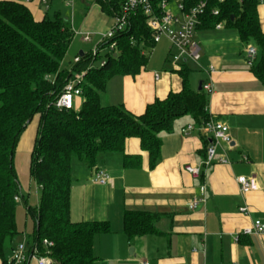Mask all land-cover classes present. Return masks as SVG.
Here are the masks:
<instances>
[{
  "label": "crops",
  "instance_id": "1",
  "mask_svg": "<svg viewBox=\"0 0 264 264\" xmlns=\"http://www.w3.org/2000/svg\"><path fill=\"white\" fill-rule=\"evenodd\" d=\"M15 1L24 4L36 21L47 17L54 2ZM58 2L71 15L85 11L94 18V26L107 30L113 24V17L102 11L99 1ZM257 18L264 32L262 3L257 7ZM194 41L200 49V60L197 64L185 62L188 79L196 91L199 84L210 79L213 93L208 96L207 113L209 119L228 128L231 142L226 157L230 164H214L201 171L198 179L183 170L187 164L201 165L208 145L202 131L181 133L187 126L196 127L189 116L175 120L170 132L159 134L160 156L152 169L148 154L136 138L126 140L123 153L98 159L95 169L110 176L104 186L92 183L94 169L72 162L70 221L107 222L110 226L109 233L94 238L93 264H264V236L241 234L254 221L264 224V87L246 65L245 48L249 44L241 42L235 30L224 26L219 30L197 28ZM167 52L168 46L163 48L161 70L146 66L134 77L117 76L108 82L100 100L105 97V106L123 105L138 116L148 104L180 92L182 79L167 63ZM80 105L81 99H76L75 106ZM38 123L35 116L19 138L14 155L21 193L28 194L32 187L35 192L40 190L29 172ZM124 157H135L138 162L125 166ZM240 176L254 178L258 189L241 195L235 181ZM200 184L206 186V202L190 211L188 203L199 195ZM242 206L248 208L247 215L238 212ZM126 211L155 214L158 233L129 240L122 227ZM237 234L240 236L235 242ZM19 244L23 243L11 245L7 251L10 256Z\"/></svg>",
  "mask_w": 264,
  "mask_h": 264
},
{
  "label": "trees",
  "instance_id": "2",
  "mask_svg": "<svg viewBox=\"0 0 264 264\" xmlns=\"http://www.w3.org/2000/svg\"><path fill=\"white\" fill-rule=\"evenodd\" d=\"M96 1L114 18L126 0ZM160 1L151 0L153 7ZM200 1L182 0L185 8ZM259 4V0H206L197 28L214 29L222 23L235 30L241 42L254 46L257 58L250 70L264 87V32L257 18ZM213 9L218 15L212 14ZM73 35L70 25L59 17L36 21L24 4L0 0V264H13L5 253L20 235L14 198L23 201V195L14 155L19 138L35 116L39 123L29 172L41 197L35 209L27 207L34 220V232L26 247L30 250L36 246L38 255L47 256L50 264H93L94 238L110 232L107 222L70 221L72 162L95 170L101 156L123 153L126 140L136 138L148 154L152 169L160 156L159 134L170 132L175 120L189 116L197 127L209 120L208 96L191 88L185 63L179 72L181 91L148 104L143 114L135 116L123 105H101L100 97L111 78L134 77L148 64V53L155 44L141 9L129 15L125 29L112 39L116 53H106L99 67L88 68V52L78 54L80 61L69 70L61 69ZM82 72L79 108H54L66 82L74 73ZM132 162L138 159L124 157L125 166ZM157 218L155 214L126 211L123 233L129 240L157 234ZM43 240L51 242L52 247L44 248Z\"/></svg>",
  "mask_w": 264,
  "mask_h": 264
},
{
  "label": "built area",
  "instance_id": "3",
  "mask_svg": "<svg viewBox=\"0 0 264 264\" xmlns=\"http://www.w3.org/2000/svg\"><path fill=\"white\" fill-rule=\"evenodd\" d=\"M28 2L29 0H25ZM96 1V0H88ZM223 1V0H218ZM264 4V0H259ZM45 3V0H42ZM171 1L162 0L156 7H153L151 0H126L121 7V12L118 16L113 18V24L105 31V34L101 36V40L97 43L93 50L89 51L91 62L88 68L95 67V62L100 58L102 50L106 49V53H116V42L112 40L114 36L122 32L127 26L128 18L131 13L137 9H141L143 15L146 17V27L150 32L152 42L156 45L162 39H165L168 43V52L166 61L170 65L171 69L175 72H180L182 65L185 62H192L197 64L200 60V49L197 43L194 41V34L197 30L201 17L204 14L206 8V0H201L194 6L185 8L182 0H175L174 9L172 12L170 4ZM212 14L218 15V10L213 9ZM222 23H218L215 29L219 30L222 27ZM82 41L85 43L90 42V37L81 35ZM86 54V53H85ZM245 62L248 67H251L256 58L257 50L252 45H247L245 48ZM104 58V57H103ZM80 56L73 59V64L80 61ZM103 64V59L100 61ZM100 65V66H101ZM209 71H213V67L210 66ZM84 72L74 73L72 77L66 82L61 93L53 103V107L57 110H71L77 109L75 106V100L81 98L80 84L84 77ZM158 76H155V80ZM201 90L207 95L211 96L213 93L210 79L201 84ZM193 130L202 131L208 138V145L205 149V158L199 166L185 165L183 170L193 179H198L201 176V171L211 167L214 164L229 165L230 162L226 157V147L229 146L231 138L228 132V128L221 122L213 121L209 119L199 127L187 126L181 130L182 134H188ZM220 151V152H218ZM91 181L93 184L104 186L109 183L110 176L107 172L101 169H95L92 172ZM236 184L238 186L239 193L245 195L250 191L258 189L257 183L254 178L236 177ZM199 195L192 199L188 203V209L194 211L206 202V186L200 184L198 187ZM14 201H19L18 197L14 198ZM238 212L243 215H247L249 210L246 206H242L238 209ZM242 235L249 236H264V224L260 221H254L248 228H245L241 232ZM239 234L234 236V241L237 242ZM42 246L44 248L52 247V243L43 240ZM13 264H26L27 262L34 261L36 264H50L51 261L47 256H39L38 249L33 246L30 250L25 244H19L11 251L9 259Z\"/></svg>",
  "mask_w": 264,
  "mask_h": 264
},
{
  "label": "rangeland",
  "instance_id": "4",
  "mask_svg": "<svg viewBox=\"0 0 264 264\" xmlns=\"http://www.w3.org/2000/svg\"><path fill=\"white\" fill-rule=\"evenodd\" d=\"M174 2L175 0H172L170 7L172 12L175 13V9L173 7ZM47 5L49 6V1ZM84 12L85 11L79 14L71 15V12L70 10H68V8L66 9L61 2H58V0H54L50 10L46 13L49 19L59 17L63 21L67 22L74 34L71 45L63 60V69H70L73 64V59L77 57L79 53L85 54L93 50L97 43L101 40V36L105 34L106 30L104 28L97 27L96 25L94 26V18H89L86 15V12ZM79 34H90V42H83ZM167 46L168 43L165 39H162L154 46V48L148 53L147 67L151 66L152 68L153 66L156 67V69L161 70V55L163 54V48H166ZM106 52H108L106 49L101 51L100 58L94 63L95 67H99L101 65L100 61L103 59ZM100 102L105 106V97H103ZM21 194L23 195V201L19 199V201L15 203V223L16 229L20 233V237L16 238L11 245L17 242H22L23 244L27 245L28 240L30 243L33 238L34 220L32 215L27 210V207H29L30 209H35L37 207L38 201L41 197V191L39 190L38 192H35L34 187H32L31 191L28 194L27 192H22ZM5 258L7 260L10 259V254H8V252L6 253Z\"/></svg>",
  "mask_w": 264,
  "mask_h": 264
},
{
  "label": "water",
  "instance_id": "5",
  "mask_svg": "<svg viewBox=\"0 0 264 264\" xmlns=\"http://www.w3.org/2000/svg\"><path fill=\"white\" fill-rule=\"evenodd\" d=\"M80 54H82V53H80ZM197 90L201 91V84L198 85V89Z\"/></svg>",
  "mask_w": 264,
  "mask_h": 264
}]
</instances>
